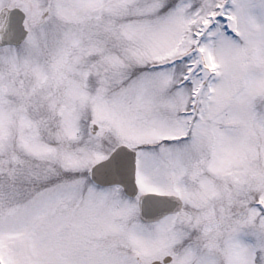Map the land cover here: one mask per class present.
<instances>
[{
  "label": "snow or ice",
  "instance_id": "1",
  "mask_svg": "<svg viewBox=\"0 0 264 264\" xmlns=\"http://www.w3.org/2000/svg\"><path fill=\"white\" fill-rule=\"evenodd\" d=\"M0 264H264V0H0Z\"/></svg>",
  "mask_w": 264,
  "mask_h": 264
}]
</instances>
